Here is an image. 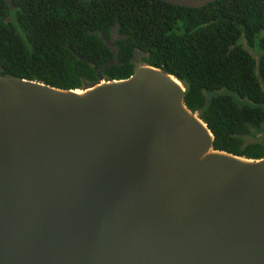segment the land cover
I'll use <instances>...</instances> for the list:
<instances>
[{"label": "water", "instance_id": "1", "mask_svg": "<svg viewBox=\"0 0 264 264\" xmlns=\"http://www.w3.org/2000/svg\"><path fill=\"white\" fill-rule=\"evenodd\" d=\"M119 28L90 32L115 59L82 89L0 65V264H264V158L216 150L186 86L148 53L106 79Z\"/></svg>", "mask_w": 264, "mask_h": 264}, {"label": "trees", "instance_id": "2", "mask_svg": "<svg viewBox=\"0 0 264 264\" xmlns=\"http://www.w3.org/2000/svg\"><path fill=\"white\" fill-rule=\"evenodd\" d=\"M13 3L15 9L0 0L2 75L82 89L114 61L99 33L108 40L119 24V63L104 70L106 79L131 77L135 52L148 53L142 63L186 86V105L208 124L216 150L264 158V140H251L264 126V0H219L198 9L159 0Z\"/></svg>", "mask_w": 264, "mask_h": 264}, {"label": "rangeland", "instance_id": "3", "mask_svg": "<svg viewBox=\"0 0 264 264\" xmlns=\"http://www.w3.org/2000/svg\"><path fill=\"white\" fill-rule=\"evenodd\" d=\"M261 36H264V32L261 34ZM256 50L258 52H260L259 48H257ZM253 133L256 136L253 139H251V140L256 141V142L264 140V126L261 127L260 129H258V128L254 129Z\"/></svg>", "mask_w": 264, "mask_h": 264}, {"label": "flooded vegetation", "instance_id": "4", "mask_svg": "<svg viewBox=\"0 0 264 264\" xmlns=\"http://www.w3.org/2000/svg\"><path fill=\"white\" fill-rule=\"evenodd\" d=\"M7 22H9V23L11 22V21H10V18L7 19ZM115 26H116V25H115Z\"/></svg>", "mask_w": 264, "mask_h": 264}]
</instances>
